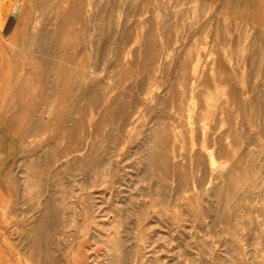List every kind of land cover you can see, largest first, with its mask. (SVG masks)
<instances>
[{"label":"rangeland","instance_id":"obj_1","mask_svg":"<svg viewBox=\"0 0 264 264\" xmlns=\"http://www.w3.org/2000/svg\"><path fill=\"white\" fill-rule=\"evenodd\" d=\"M3 55L9 264H264V0H28Z\"/></svg>","mask_w":264,"mask_h":264},{"label":"crops","instance_id":"obj_2","mask_svg":"<svg viewBox=\"0 0 264 264\" xmlns=\"http://www.w3.org/2000/svg\"><path fill=\"white\" fill-rule=\"evenodd\" d=\"M27 1L0 0V264H9L10 262L5 253L8 244H6L4 234L8 216L11 213L12 183L10 176L25 173L21 167L12 165V158L17 156L19 150H21L20 145L25 138V134L23 135L22 131L15 133L11 129L15 121L11 112L4 114L5 107L8 105L3 101L5 90L3 53L5 41L27 9ZM27 122V120H24L25 124L23 126L27 127ZM30 126H37V121L32 120Z\"/></svg>","mask_w":264,"mask_h":264},{"label":"bare ground","instance_id":"obj_3","mask_svg":"<svg viewBox=\"0 0 264 264\" xmlns=\"http://www.w3.org/2000/svg\"><path fill=\"white\" fill-rule=\"evenodd\" d=\"M111 20V19H110ZM46 35V34H45ZM48 39V38H47ZM150 52H151V50H150ZM184 68V67H183ZM223 70V69H222ZM200 72V71H199ZM220 73V72H219ZM222 74V73H221ZM223 77V76H222ZM181 78V77H180ZM151 79V78H150ZM153 79V78H152ZM214 79V78H213ZM203 83V82H202ZM218 85V84H217ZM103 90V89H102ZM104 91V90H103ZM182 91V90H181ZM184 91H182V93H183ZM213 92V91H212ZM89 94V93H88ZM180 94V93H179ZM180 97V96H179ZM176 100H178V99H176ZM181 103V102H180ZM184 105V104H183ZM175 109V108H174ZM198 109V108H197ZM206 109V108H205ZM228 109V108H227ZM226 109V110H227ZM182 110V109H181ZM174 111V110H173ZM225 111V110H224ZM181 112V111H180ZM189 112V111H188ZM165 113V112H164ZM170 113V112H169ZM178 113V112H177ZM204 113V112H203ZM175 114H176V111H175ZM205 115H206V113H204ZM180 115L182 116V114L180 113ZM187 115V114H186ZM202 116H203V114H201ZM183 118V117H182ZM203 118V117H202ZM176 119V118H175ZM190 119H192V117L190 118ZM189 119V120H190ZM150 120V119H149ZM178 120V119H177ZM186 120H187V118H186ZM193 120V119H192ZM201 120V119H200ZM205 120V119H204ZM170 121V120H169ZM188 121V120H187ZM193 122V121H192ZM192 122H190V123H192ZM195 122H197V121H195ZM170 123V122H169ZM174 124V123H173ZM178 124H179V122H178ZM181 124V123H180ZM186 124H187V122H186ZM203 124V123H202ZM206 125V124H205ZM190 126V125H189ZM200 127H201V125H200ZM217 130V129H216ZM156 131V130H155ZM189 131H190V129H189ZM191 132V131H190ZM224 133V132H223ZM74 134V133H73ZM227 134V133H226ZM202 137V136H201ZM239 137V136H238ZM225 139H227V138H225ZM236 140V139H235ZM199 144V143H198ZM45 145V144H44ZM51 147V146H50ZM182 147V146H181ZM211 147V146H210ZM229 148V147H228ZM179 151V150H178ZM209 151V150H208ZM47 152V151H46ZM51 154V153H50ZM46 155V154H45ZM54 155H56V152L54 153ZM97 155V154H96ZM44 157H46V156H44ZM98 157V156H97ZM182 159V158H181ZM104 160V159H103ZM49 165V164H48ZM99 165H101V164H99ZM168 165V164H167ZM95 167V166H94ZM15 170V169H14ZM13 170V171H14ZM146 171V170H145ZM149 172V171H148ZM262 172H264V171H262ZM14 174H16V173H14ZM259 176V175H258ZM257 176V177H258ZM184 180H185V178H184ZM242 180V179H241ZM186 181V180H185ZM163 183V182H162ZM160 185V184H159ZM236 191V190H235ZM246 191V190H245ZM132 195V194H131ZM130 196V195H129ZM134 196V195H133ZM141 196V195H140ZM19 198H20V196H19ZM222 198V200L224 199L223 197H221ZM229 198V197H228ZM228 198H226V199H228ZM225 199V201H227ZM128 200V199H127ZM132 201V200H131ZM118 202V201H117ZM130 202V201H129ZM134 204V203H133ZM130 205V204H129ZM132 205V204H131ZM65 220V219H64ZM35 228V227H34ZM118 244H119V242H118ZM108 262H109V260H108ZM105 264V263H104Z\"/></svg>","mask_w":264,"mask_h":264}]
</instances>
